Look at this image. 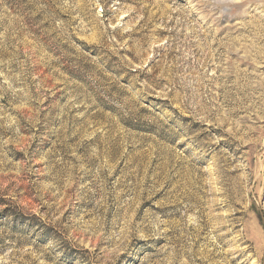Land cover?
Listing matches in <instances>:
<instances>
[{
    "label": "rangeland",
    "instance_id": "374dc122",
    "mask_svg": "<svg viewBox=\"0 0 264 264\" xmlns=\"http://www.w3.org/2000/svg\"><path fill=\"white\" fill-rule=\"evenodd\" d=\"M0 264H264V0H0Z\"/></svg>",
    "mask_w": 264,
    "mask_h": 264
}]
</instances>
